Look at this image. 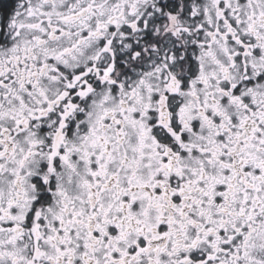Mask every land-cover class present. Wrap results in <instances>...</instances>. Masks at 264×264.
Listing matches in <instances>:
<instances>
[{"label": "snow or ice", "instance_id": "snow-or-ice-1", "mask_svg": "<svg viewBox=\"0 0 264 264\" xmlns=\"http://www.w3.org/2000/svg\"><path fill=\"white\" fill-rule=\"evenodd\" d=\"M0 264H264V0H0Z\"/></svg>", "mask_w": 264, "mask_h": 264}]
</instances>
